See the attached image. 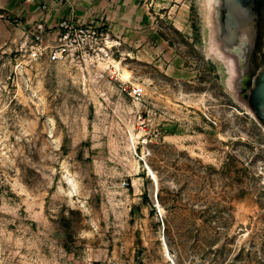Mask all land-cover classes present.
<instances>
[{"label":"rangeland","instance_id":"1","mask_svg":"<svg viewBox=\"0 0 264 264\" xmlns=\"http://www.w3.org/2000/svg\"><path fill=\"white\" fill-rule=\"evenodd\" d=\"M215 3L140 0L80 65L0 46V264H264V128Z\"/></svg>","mask_w":264,"mask_h":264},{"label":"water","instance_id":"2","mask_svg":"<svg viewBox=\"0 0 264 264\" xmlns=\"http://www.w3.org/2000/svg\"><path fill=\"white\" fill-rule=\"evenodd\" d=\"M221 1L229 29L214 34L217 51L234 62L233 88L264 128V0Z\"/></svg>","mask_w":264,"mask_h":264},{"label":"crops","instance_id":"3","mask_svg":"<svg viewBox=\"0 0 264 264\" xmlns=\"http://www.w3.org/2000/svg\"><path fill=\"white\" fill-rule=\"evenodd\" d=\"M140 0H0V46L16 44L23 32L41 20L48 26L67 18L77 23L107 24L111 30L134 25Z\"/></svg>","mask_w":264,"mask_h":264},{"label":"built area","instance_id":"4","mask_svg":"<svg viewBox=\"0 0 264 264\" xmlns=\"http://www.w3.org/2000/svg\"><path fill=\"white\" fill-rule=\"evenodd\" d=\"M116 44L107 28L64 18L55 26H48L41 20L34 22L23 32L14 50L24 52L33 60L80 65L82 62L112 57V48ZM142 93L141 86L131 87L130 95L134 99L139 100Z\"/></svg>","mask_w":264,"mask_h":264},{"label":"flooded vegetation","instance_id":"5","mask_svg":"<svg viewBox=\"0 0 264 264\" xmlns=\"http://www.w3.org/2000/svg\"><path fill=\"white\" fill-rule=\"evenodd\" d=\"M214 34H216V36L221 37V39L223 38L221 35L225 34L226 29H229V23L225 20H223L222 16L225 13L224 9H223V4L221 0H216V3L214 5ZM219 37V38H220Z\"/></svg>","mask_w":264,"mask_h":264},{"label":"bare ground","instance_id":"6","mask_svg":"<svg viewBox=\"0 0 264 264\" xmlns=\"http://www.w3.org/2000/svg\"><path fill=\"white\" fill-rule=\"evenodd\" d=\"M216 52H217L218 55H221V54L217 51V49H216ZM114 64H115V67H116L117 69H123V72L121 73V77H123V78H129L128 70H126L125 68L121 67L119 61L114 60ZM135 85L138 86V84H135Z\"/></svg>","mask_w":264,"mask_h":264},{"label":"trees","instance_id":"7","mask_svg":"<svg viewBox=\"0 0 264 264\" xmlns=\"http://www.w3.org/2000/svg\"><path fill=\"white\" fill-rule=\"evenodd\" d=\"M224 264H234V263L232 261L227 260L224 262Z\"/></svg>","mask_w":264,"mask_h":264}]
</instances>
